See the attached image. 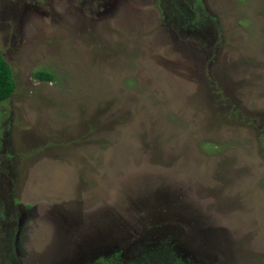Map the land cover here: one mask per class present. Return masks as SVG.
Instances as JSON below:
<instances>
[{"label":"rangeland","instance_id":"374dc122","mask_svg":"<svg viewBox=\"0 0 264 264\" xmlns=\"http://www.w3.org/2000/svg\"><path fill=\"white\" fill-rule=\"evenodd\" d=\"M0 53V264H264V0H0Z\"/></svg>","mask_w":264,"mask_h":264},{"label":"trees","instance_id":"16d2710c","mask_svg":"<svg viewBox=\"0 0 264 264\" xmlns=\"http://www.w3.org/2000/svg\"><path fill=\"white\" fill-rule=\"evenodd\" d=\"M33 76L37 80H50V76L41 72H36ZM14 90L10 68L0 53V103L6 101Z\"/></svg>","mask_w":264,"mask_h":264}]
</instances>
